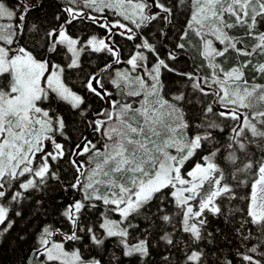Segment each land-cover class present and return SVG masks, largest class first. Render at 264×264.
Returning a JSON list of instances; mask_svg holds the SVG:
<instances>
[{
	"label": "snow or ice",
	"instance_id": "obj_1",
	"mask_svg": "<svg viewBox=\"0 0 264 264\" xmlns=\"http://www.w3.org/2000/svg\"><path fill=\"white\" fill-rule=\"evenodd\" d=\"M48 6L0 0V246L264 264V0Z\"/></svg>",
	"mask_w": 264,
	"mask_h": 264
},
{
	"label": "trees",
	"instance_id": "obj_2",
	"mask_svg": "<svg viewBox=\"0 0 264 264\" xmlns=\"http://www.w3.org/2000/svg\"><path fill=\"white\" fill-rule=\"evenodd\" d=\"M48 6V13L51 15L54 10L50 6V0H45ZM96 31H99L98 29ZM101 62H103L101 60ZM99 107V105H97ZM223 227V225H221ZM27 254V245L4 243L0 246V264H21V259Z\"/></svg>",
	"mask_w": 264,
	"mask_h": 264
}]
</instances>
